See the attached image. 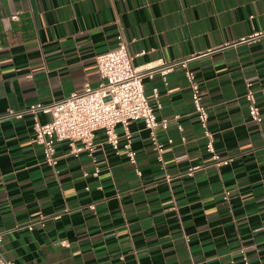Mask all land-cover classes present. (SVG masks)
I'll list each match as a JSON object with an SVG mask.
<instances>
[{
    "label": "crops",
    "instance_id": "1",
    "mask_svg": "<svg viewBox=\"0 0 264 264\" xmlns=\"http://www.w3.org/2000/svg\"><path fill=\"white\" fill-rule=\"evenodd\" d=\"M119 26L134 66L187 60L215 151L233 161L212 162L180 64L166 84L159 73L143 80L147 98L161 104L158 117L169 119L157 130L162 142L173 140L163 166L140 120L128 124L135 164L98 130L92 156L56 145L57 172L43 162L29 116L0 120L1 257L15 264H244V255L264 264V116L254 122L243 96L248 83L264 114V34L240 42L264 32V0H0V114L97 86L95 56L115 48ZM116 132L123 134L122 125Z\"/></svg>",
    "mask_w": 264,
    "mask_h": 264
},
{
    "label": "built area",
    "instance_id": "2",
    "mask_svg": "<svg viewBox=\"0 0 264 264\" xmlns=\"http://www.w3.org/2000/svg\"><path fill=\"white\" fill-rule=\"evenodd\" d=\"M264 34L262 31L253 32L242 37L240 42L257 40ZM127 40L123 34L122 27H118L117 43L115 48L96 54L95 62L101 82L92 87L85 83L80 91H73L67 97L50 101L34 102L20 109H8L0 114V120L9 118H23L29 116L32 119L33 138L36 144L42 148L43 162L57 172L58 158L56 156V145L65 142L69 148V153L78 156L81 152H87L92 156L95 150L94 135L98 130L105 134L106 143L109 144L116 154L121 150L125 151L130 163L135 164V151L131 146L132 135L128 129L131 121L140 120L144 128L148 131L150 143L156 153L158 163L163 166V152L167 145L173 143L171 138L162 142L157 130H166L169 119L158 117L156 110L161 108V104L156 101L153 105L145 95L143 80L153 78L155 73H159L166 84V74L175 65L184 67L185 77L192 89V103L198 122L206 138L205 149L211 154L212 162L217 166H225L233 161L232 157L221 158L216 153L213 144V134L208 128V110L201 103L199 96V85L195 81V76L186 66L187 60H181L169 64H146L144 66H134L133 56L130 55ZM141 51L139 54H143ZM154 97H157V89H153ZM247 103L249 117L254 122H261L264 114L260 110L255 91L247 83L243 94ZM41 115L48 116L42 121ZM179 115L173 118L178 119ZM122 125L123 134L116 132V126ZM179 131H183V126L177 124ZM186 138L181 136V141ZM199 166L191 167L192 171ZM99 167L95 166L93 176L99 174ZM136 173L141 175L136 169ZM89 175L84 172L83 176ZM170 179V175H165ZM101 188V187H98ZM228 192H224L227 199ZM94 209V205H89ZM40 225L43 226L44 216L40 218ZM29 229L33 226L30 224ZM1 241V237H0ZM65 245V242H61ZM243 253V250H240ZM243 263L248 264L247 257L243 255ZM0 264H15L13 261L5 260L0 255Z\"/></svg>",
    "mask_w": 264,
    "mask_h": 264
}]
</instances>
